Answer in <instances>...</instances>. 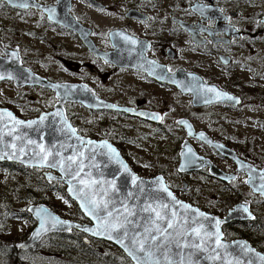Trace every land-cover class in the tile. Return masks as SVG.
Here are the masks:
<instances>
[{
	"label": "flooded vegetation",
	"instance_id": "obj_1",
	"mask_svg": "<svg viewBox=\"0 0 264 264\" xmlns=\"http://www.w3.org/2000/svg\"><path fill=\"white\" fill-rule=\"evenodd\" d=\"M35 3L40 7L0 6V50L4 53L0 58L9 70L21 71L20 83L0 80L16 93L8 97L12 105L27 108L28 96L41 91L50 93L53 106L56 104L55 91L35 83L37 77L69 84L75 91L120 107L97 109L74 100L63 104L78 134L109 141L134 171L138 159L145 158L141 152L144 142L151 138L173 140L184 191L229 190L225 201L230 207L224 216L235 203L244 201L238 198L240 191L264 198L246 183L250 171L255 181H260L264 171V0ZM197 5L209 6L204 16L195 11ZM49 7L56 8L53 20L47 12L42 14V9ZM117 33L142 44L126 43ZM14 51L19 55L15 62L8 59ZM160 75L167 78L158 79ZM192 77L235 100L205 103L213 94L198 95L172 82L175 79L190 86ZM181 120L187 125L177 123ZM209 141L232 150L233 156ZM167 147L153 144L152 150L160 152ZM187 148L192 149L194 169H179L181 152ZM215 168L220 174L212 171ZM156 175H162L168 184L166 170L159 165ZM169 186L176 187L175 183ZM234 197L239 200L230 205ZM255 217L224 224L222 230L225 226H248Z\"/></svg>",
	"mask_w": 264,
	"mask_h": 264
},
{
	"label": "snow or ice",
	"instance_id": "obj_2",
	"mask_svg": "<svg viewBox=\"0 0 264 264\" xmlns=\"http://www.w3.org/2000/svg\"><path fill=\"white\" fill-rule=\"evenodd\" d=\"M5 3L20 9L40 7L39 4L35 3V0L31 4L29 0H20V2L17 0H0V6L5 5ZM208 7V5H197L195 11L204 16ZM219 11L223 12V9ZM43 12L48 13L49 20L56 17L55 7L43 8L42 14ZM225 19L230 20L228 17ZM117 35L121 36L126 43L134 46L138 43L142 44V42L125 36L123 33H117ZM2 55L4 53L0 50V56ZM8 59L14 62L18 61L19 55L14 51L8 56ZM148 63L153 67L157 66L155 61ZM2 67L0 65V68ZM168 71L171 72L172 69H168ZM189 75L191 76V74ZM6 78L14 79L15 77L11 71L7 73L0 71V80ZM157 78L165 79L167 77L160 75ZM172 82L184 87L185 91L195 90L198 95L213 94L204 100L205 103L235 100L227 93L219 92L215 87H204L195 77H192L190 86H184L183 81L175 79ZM109 107L114 108L116 106L109 105ZM50 115L59 116L61 118L60 123L63 125L54 128V131L63 134L66 141L75 138L79 141V147L61 141L51 145L43 143L45 137L42 127L48 120V115H41L37 120L23 121L16 119L11 112L5 111L0 113V160L5 158L19 159L20 156L31 153L34 158L38 159L41 166L59 168L62 175L69 177V192L81 201L80 206L85 213L98 222L95 231L88 228H85L84 231H93L94 235L107 236L109 240L115 239L116 243L120 244L135 261V264H200V258H197L200 253L206 254L203 259L213 262L219 261L220 264H253V261L244 262L239 257L228 259L231 253L228 252L229 245L222 239L223 233L219 228L222 223L221 220L210 218L198 209H193L190 205L177 200L169 191L162 177H156L155 180L148 182L132 174L111 144L107 141H101L99 144L91 140L85 141L77 134V129L67 123L60 111ZM5 117L10 124L3 123ZM154 118L160 119V117ZM177 123L187 125V122L183 120ZM188 127L190 129V125ZM22 128L38 132L40 134L39 142L28 138V132L22 131ZM6 137H10L11 140H6ZM199 137L203 139L204 134L200 133ZM17 141L23 146L18 147ZM209 143L211 142L209 141ZM3 148H10L12 151H3ZM69 149L72 150V155L65 156L64 152ZM100 149H107L106 152H99V154L107 156L109 162L119 166L118 173L114 174L112 179L94 178L91 169L99 170L101 166L98 163H85L86 160L95 161ZM191 152L192 149L187 148V153H182V155ZM191 162L189 159L188 163ZM104 166L107 167V165ZM181 167L183 169L184 165ZM242 167L247 166L242 165ZM86 168L89 171L85 172ZM121 174L130 176L131 188L125 193H121L117 185V179ZM49 179H55V177L49 176ZM255 180L256 177L250 171L246 183L251 184ZM259 180L261 183L258 186L254 185L253 190L259 191L261 196H264V171L260 173ZM73 181L76 184H73ZM239 210L249 216L251 215L247 203L239 205ZM27 211L32 212L33 209L29 208ZM35 214L40 220L39 229L33 233L35 238H39L42 233L49 231L50 228L47 226L49 224L51 228L68 224L67 221L53 216L44 208L35 209ZM198 218H202L203 221L215 219V231H208L201 219ZM234 243L238 245L241 253L245 256L248 252H254V249L249 248L244 242ZM185 249H191V251L185 253ZM256 255L261 261H264V256L259 253Z\"/></svg>",
	"mask_w": 264,
	"mask_h": 264
},
{
	"label": "rangeland",
	"instance_id": "obj_3",
	"mask_svg": "<svg viewBox=\"0 0 264 264\" xmlns=\"http://www.w3.org/2000/svg\"><path fill=\"white\" fill-rule=\"evenodd\" d=\"M13 95H16V93L8 83H0V106L12 109L17 116L23 119L35 117L41 111L52 109L55 102L50 93L41 91L38 94L28 96L31 98L29 106L21 108L12 105L9 101L8 97ZM153 144H159L160 147L169 145V147L166 149L161 148L160 152H155V150H152ZM175 148L176 143L173 140L162 141L151 138L144 142L141 152L143 151L145 158L138 159L135 171L140 176L151 177L155 175L159 165L161 169L166 170L167 186L172 189L178 198L188 201L206 212L224 216L226 208L230 207L226 205L225 199L231 192L220 188L184 191L176 170L178 160L175 156ZM45 170L43 168L21 170L0 165V245L2 244L4 248L9 249L24 240L34 227L35 221L31 215H12L13 211L16 214L26 211L32 204L45 203L64 218L84 221L83 215L82 217L78 215V213H82L76 203L69 198L66 190V194H64L57 188L45 185L40 180ZM57 182H59L57 184L63 185L62 182ZM169 183H175L176 187L172 188ZM240 192L241 197L238 196V198L250 202L256 217L264 221V198L254 195L251 191ZM238 198L231 199L230 205L237 202ZM225 227H223V233L227 232L229 234V237H225V239H246L234 233L245 230L244 232H247L251 237L246 240L250 244L253 242V246L264 253V228L252 230L239 225ZM74 233L63 235L61 232H53L45 235L33 247L20 250L21 264H83V262H80L81 259L85 262L84 264H90L88 261L93 258L92 260L95 262L94 258L98 252H104L105 250L121 251L111 243L99 240L91 241L90 246L93 252L90 249V251H87V245L83 240H79ZM69 259L78 260V263H73Z\"/></svg>",
	"mask_w": 264,
	"mask_h": 264
},
{
	"label": "water",
	"instance_id": "obj_4",
	"mask_svg": "<svg viewBox=\"0 0 264 264\" xmlns=\"http://www.w3.org/2000/svg\"><path fill=\"white\" fill-rule=\"evenodd\" d=\"M0 65H2L3 67L0 68V71H4V72H8L11 71L6 67V63L3 60V58H0ZM14 75V80H16V83H20L19 82V76H20V70H15V71H11ZM35 83H38L42 86H46L51 88L52 90L55 91V95L57 97V102L56 104L53 106L52 109L48 110V111H43L41 112L38 116L33 117V118H29V119H23L19 116H17L11 109L6 108V107H1L0 106V113H3L5 111L7 112H11L13 114V116L18 119V120H23V121H30V120H37L39 119V117L41 115H48V120L45 121L44 126L42 127V132L44 134V141L43 143H45L46 145H51L52 143H55L57 141H61V142H66V143H70V144H75L77 145V147H79V141H77L75 138H72L71 140H65V136L61 133H57L54 131V128L56 127H62L63 125L60 123L61 118L59 116L57 117H53L50 114L55 113L57 111H60L63 114V117L66 118L67 123L71 124L72 127H74L72 125V123L70 122V120L67 118L66 114H65V110H64V106L63 104L66 101L69 100H74V101H79L81 103H83L84 105H87L89 107H93V108H97V109H101V108H105V107H109V105H113L111 103L102 101L101 99L92 96L91 94L85 92H78L75 91V89H73V86L69 85V84H63V83H51L48 82L46 79L41 78V77H37L35 80ZM19 85V84H17ZM116 106V105H115ZM112 109H120V107L116 106V107H109ZM3 123L6 124H10V122L7 120V118L5 117ZM75 128V127H74ZM22 131H27L28 132V138L37 140L39 142V133L35 132L31 129H25L22 128ZM78 134V132H77ZM80 137H82L85 141L87 140H91L96 142L97 144H99L101 141H106V140H95V139H91L88 137H83L80 134H78ZM6 140L10 141L11 138L10 137H6ZM109 144H111L109 141H107ZM209 143V142H208ZM18 147L23 146L20 144L19 141H17ZM211 144H213L214 146H216L218 149H220L221 151H223L224 153H228L229 155H232V150L222 146L220 143H214L211 142ZM112 147H114L117 152L120 155V158L127 164L128 168L130 169L132 174H135L136 176L140 177L141 179H143L144 181H148L151 182L153 180L156 179V177H162V175H156V176H152V177H143L140 176L138 173H136L128 164V162L124 159V157L120 154L119 150L113 145L111 144ZM91 147V146H90ZM185 150V149H184ZM182 151L181 152V160H180V164H179V169H182V165H184V169H194L192 168V162L193 159H191V163H188V160L190 158H192L193 156V152L188 153L187 155H182V153H187V151ZM3 151H7V152H11L12 150L10 148H3ZM107 149H100L96 155V159L95 161H89L86 160L85 163L89 164V163H98L101 167L99 168V170H97L96 168H92L91 171L93 173V177L96 179H112L114 174L118 173V168L119 166L116 165L115 163H111L109 162L107 156H103L100 155L99 152H106ZM87 150H86V155H87ZM19 155V154H18ZM65 156L68 155H72V150L69 149L67 151L64 152ZM236 158V157H235ZM236 160L238 161V163H242V161L238 158H236ZM0 162H10V163H18L21 164L25 167H33V168H43L46 169L44 171V176L47 180H56V181H60L63 183V185L65 186V190L67 195L69 196V198H71L77 205L79 211L82 213L83 217H84V221H78V220H73V219H69V218H64L62 216H60L58 213H56L52 208H50L48 205H46L45 203H38V204H32L28 207L32 208L33 211L29 212L30 215L32 216V218L35 221V225L32 228V230L30 231V233L28 234V236L22 240L21 242L17 243L15 246L19 249H28L33 247L36 243H38L45 235L49 234V233H53V232H71L73 230L79 231L83 234V241L86 244H90L91 240H99V241H105L108 243H111L112 245L116 246L119 250H121L126 256L127 258L133 263L135 264V261H133V259L125 252L124 248L116 243L115 239L113 240H109L107 238V236H101V235H94L93 231H95L97 229V220L93 219L92 216L87 215L84 211V209L81 208V201L78 200L73 193L69 192V177L62 175V173L60 172L59 168H51V167H47V166H41L38 159L34 158L32 156L31 153H28L27 155H23L20 156L19 159H3L0 160ZM190 164V165H189ZM104 165H107V167H105ZM188 167V168H187ZM219 169H213L212 171H215L214 173H218L220 174L218 171ZM89 171L88 168L85 169V172ZM101 173L103 174L101 176ZM259 174V173H257ZM49 176L55 177V179H49ZM87 178V177H85ZM164 180V178H163ZM164 183L166 184L165 180ZM261 183V181H254L253 183H251V187L254 188V185L258 186ZM73 184H76L75 181H73ZM117 185L121 190V193H125L127 192L130 188H131V183H130V176H128L127 174H121L119 175V178L117 179ZM167 185V184H166ZM77 187H79V185H76ZM169 188V187H168ZM169 191H171L173 193V191L169 188ZM254 193L260 194L259 191H254ZM173 195L175 196V198L177 200L182 201L184 204H188L191 206V208L193 209H198L200 212L205 213L208 217L210 218H215V219H219L222 221V223L219 225L220 231L223 233L222 231V225L224 224H228L231 223L233 221H243V220H252L255 215L254 213L251 211L250 209V205L248 204V202L245 201H241V202H237L235 203L227 212L226 216L224 217H218L212 213L206 212L204 210H202L201 208L192 205L189 202H186L180 198H178L174 193ZM261 195V194H260ZM264 197V196H263ZM247 203L248 208H249V212L251 213V215L249 216L246 213H243L241 210H239V205L245 204ZM117 207H119V204H117ZM38 208H44L47 209L49 213H51L53 216L59 217L61 220L67 221L68 224L62 225V226H57L56 228H51V225H47L50 230L42 233V235L39 238H35L33 236V233L37 231V229H39L40 227V220L39 218L36 216L35 214V209ZM201 219V222L204 223L205 228L208 231H215V219H210L208 221H203L202 218H198ZM85 228L88 229H92L93 231H84ZM223 241L229 245L228 248V252L231 253V255L228 256V259H233L234 257H239L241 261L247 262L248 260L253 261V264H264V261H261L259 259V257L256 255L257 253H259L261 256H264V253L258 249H256L253 245L250 244V242L244 238H237V239H233V240H227L224 238V235L222 237ZM195 242H199V241H195ZM234 242H244L248 245L249 248L254 249V252H248V254L245 256L241 253L240 248L238 247V245ZM127 243V241H126ZM21 245H23V247H21ZM175 250V249H174ZM191 249H185V253L190 252ZM206 255L205 253H200L198 254L197 258H200V264H220L219 261L213 262V261H208L203 259V256Z\"/></svg>",
	"mask_w": 264,
	"mask_h": 264
},
{
	"label": "trees",
	"instance_id": "obj_5",
	"mask_svg": "<svg viewBox=\"0 0 264 264\" xmlns=\"http://www.w3.org/2000/svg\"><path fill=\"white\" fill-rule=\"evenodd\" d=\"M1 163V162H0ZM0 165H6L9 166L10 168H18L21 170L24 169H34L33 167H25L21 164L18 163H10V162H2ZM41 181H43L45 183V185L51 186L53 188H57L59 191H62L64 194L65 193V186L61 185V184H57L59 182H57L56 180H47L43 174V176L40 179ZM68 198V197H67ZM69 199V198H68ZM71 201V199H69ZM49 206V205H48ZM50 208H52L51 206H49ZM53 209V208H52ZM12 215H16V216H20V215H29V212L26 210L24 212H19V214H16L14 211L12 212ZM79 216L82 217V214H79ZM245 229H252V230H257V229H263L264 228V221L259 218V217H255V219L253 221H250L248 226H244ZM243 231H237L234 232L236 233L238 236L241 237H245L246 239L251 238L249 236V234H247V232ZM74 232H77L76 234ZM74 233L76 235V237L79 240H83L81 237H83L82 233L76 230H73L72 232H62L63 235H68V234H72ZM224 238L225 237H229V234L226 232L223 234ZM85 243V242H84ZM86 244V243H85ZM251 244L253 245V242H251ZM87 245V251H92V248L90 246V244H86ZM0 264H21V259L19 258V253L21 252L16 246H11V248L6 249L4 248V246H2V244L0 245ZM90 249V250H89ZM93 252V251H92ZM93 258H91V260H89L88 262L90 264H133L128 258L127 256L121 252V251H112V250H105L104 252H98V254H96L95 262H93L92 260ZM71 260V262H75L78 263V260L75 259H69ZM80 262H83V264L85 263L82 259Z\"/></svg>",
	"mask_w": 264,
	"mask_h": 264
}]
</instances>
